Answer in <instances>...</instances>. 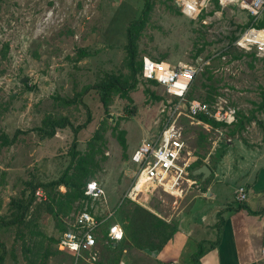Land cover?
<instances>
[{"label": "rangeland", "instance_id": "rangeland-1", "mask_svg": "<svg viewBox=\"0 0 264 264\" xmlns=\"http://www.w3.org/2000/svg\"><path fill=\"white\" fill-rule=\"evenodd\" d=\"M144 2L0 0V264H71L57 238L61 223L64 228L84 206L98 218L114 211L128 229L118 255L106 250L99 233L103 264H114L113 254L125 264H155L150 256L159 250L140 248L163 243L183 219L198 214L193 206L209 199V176L201 181L192 171L225 150L231 128L182 115L176 124L191 155L193 183L173 194L149 187L124 196L134 185L132 153L160 133L171 106L157 84L129 77L125 46L133 24L136 61L199 65L189 95L206 102L225 98L243 121L239 137L251 125L264 128V55L232 46L251 17L238 5L214 3L190 20L169 0H149V10ZM105 74L133 84L126 98L111 93L106 107L98 94ZM80 158L87 169L80 170L85 176L78 189L94 180L106 202L70 200L66 187L50 185L79 172Z\"/></svg>", "mask_w": 264, "mask_h": 264}, {"label": "built area", "instance_id": "built-area-1", "mask_svg": "<svg viewBox=\"0 0 264 264\" xmlns=\"http://www.w3.org/2000/svg\"><path fill=\"white\" fill-rule=\"evenodd\" d=\"M215 1L222 7L238 5L251 17L241 34L232 42V46L245 51L255 49L257 54L264 55V25L260 24H264V21H261L264 16V0H170L178 13L190 20H196L200 13ZM200 71L199 65H173L165 60L142 57L139 78L161 87L169 97L171 106L167 107L160 133L143 140L131 155L136 173L131 191L124 195L126 198L134 197L149 187L159 188L170 194L182 192L185 185L190 186L193 183L187 173L191 155L185 152V140L181 128L176 124L178 115L185 116L197 124L204 121L200 117L225 126H232L237 122V110L222 96L217 95L210 102L189 96ZM140 182L142 185L138 187ZM83 195L86 201L106 202L102 188L94 180L85 184ZM235 200H246L245 188L239 187L235 191ZM80 209L81 207L70 214L68 221L63 223L64 230L57 238V249L70 254L71 264H103L97 249L99 233L105 243L116 244L124 238L123 228L115 221L114 211L108 210L104 217L98 218L91 208L84 206ZM118 264L125 263L119 261Z\"/></svg>", "mask_w": 264, "mask_h": 264}, {"label": "crops", "instance_id": "crops-1", "mask_svg": "<svg viewBox=\"0 0 264 264\" xmlns=\"http://www.w3.org/2000/svg\"><path fill=\"white\" fill-rule=\"evenodd\" d=\"M247 130L241 137L235 131L220 154L215 150L208 164L209 199L193 206L198 214L183 219L162 248L152 252L153 263L264 264V128ZM239 187L246 191L242 202L235 200ZM200 246L203 254L195 262Z\"/></svg>", "mask_w": 264, "mask_h": 264}, {"label": "trees", "instance_id": "trees-1", "mask_svg": "<svg viewBox=\"0 0 264 264\" xmlns=\"http://www.w3.org/2000/svg\"><path fill=\"white\" fill-rule=\"evenodd\" d=\"M144 4L146 6V10H149L150 9L149 0H145ZM215 4L218 6L216 1H215ZM177 13H178V11H177ZM260 24L264 25L263 22H261ZM136 33H137V30L135 29V25L133 24L132 27H130L127 31L128 42L125 46V50L127 52V59H128L127 66L129 68V72H130L129 77L132 79H134V77H137V75L139 74V71H140V67H141V59L138 61L135 60V56H136L135 35H136ZM130 78H125V77L122 78V76H116L113 74H105V76L102 78V80H100V84L98 86V91H99L98 94H99V98H100L101 103L106 107V105L108 103L109 95L111 93L116 94L117 96H119L121 98H126L128 92L133 87V84L128 83V79H130ZM189 96H191V95H189ZM262 103L264 104V93H263ZM261 106H262V104H261ZM200 118L206 122H209L210 124H212L214 126L219 127V125H221V124H218L212 120H207V119H204L202 117H200ZM247 121L249 122V119H247ZM59 124L60 123H58V127H62V126H59ZM234 126H235V129L233 131L230 130L229 133L233 134L234 131L241 130L244 128L243 127L244 124H243L242 119L237 120V122L234 124ZM53 132H54V130L51 129V132H46V135H51V134H53ZM121 144L123 145V141H121ZM79 162H81V163H79V165H80L79 172H76L75 174L71 175L68 180H65L64 178H59L58 180L50 183V185H55V186L62 185L64 187H66L68 189V191L66 192L65 196H67L70 200H72V199H75V200L76 199H78V200L79 199H85V196L83 195V190H84L85 185L82 187V189L79 190L78 184H79L81 178L85 176V174L81 173L80 170L84 171V169H87L85 167L87 165V161L83 158H80ZM87 182H89V181H87ZM72 184H73V186H72ZM119 208H117V210ZM76 209H79V208H76ZM117 210H116V212H117ZM115 221L122 226L123 231H124V238L121 242H118L116 244H108V246H106L105 248L107 251L112 250L111 252L116 253V255H118L119 249H117L115 251V248H118L122 244V242L125 240V233H128V229L126 228V226H123L122 223L120 221H118V219L117 220L115 219ZM60 229L64 230V228L62 227V223H61ZM173 233H174V231L171 233H168L166 235L165 239L163 240V243H161L160 245L143 246L140 249L141 250H148V251L159 250L172 237ZM201 247L202 246H200V249L197 252H195L193 255V260L195 262L203 254V250ZM111 248H113V249H111ZM113 255H112V258L110 261L113 262L114 264H118V262L120 260L119 257L117 258V257H115V255L114 256Z\"/></svg>", "mask_w": 264, "mask_h": 264}, {"label": "water", "instance_id": "water-1", "mask_svg": "<svg viewBox=\"0 0 264 264\" xmlns=\"http://www.w3.org/2000/svg\"><path fill=\"white\" fill-rule=\"evenodd\" d=\"M192 175L201 176V180L203 181L210 175V170L207 165L203 164L199 168H196L194 171H192Z\"/></svg>", "mask_w": 264, "mask_h": 264}, {"label": "bare ground", "instance_id": "bare-ground-1", "mask_svg": "<svg viewBox=\"0 0 264 264\" xmlns=\"http://www.w3.org/2000/svg\"><path fill=\"white\" fill-rule=\"evenodd\" d=\"M138 185H139V186H141V185H142V183L140 182Z\"/></svg>", "mask_w": 264, "mask_h": 264}, {"label": "snow or ice", "instance_id": "snow-or-ice-1", "mask_svg": "<svg viewBox=\"0 0 264 264\" xmlns=\"http://www.w3.org/2000/svg\"><path fill=\"white\" fill-rule=\"evenodd\" d=\"M93 187H94V185H93Z\"/></svg>", "mask_w": 264, "mask_h": 264}]
</instances>
